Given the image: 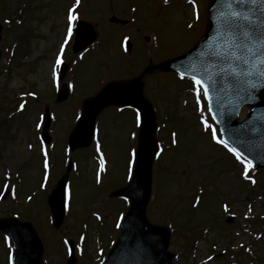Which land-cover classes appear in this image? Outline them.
<instances>
[{"label": "rangeland", "instance_id": "rangeland-1", "mask_svg": "<svg viewBox=\"0 0 264 264\" xmlns=\"http://www.w3.org/2000/svg\"><path fill=\"white\" fill-rule=\"evenodd\" d=\"M206 4L207 0H80L78 5L76 0H0V218L14 217L35 227L44 264H64L69 240L76 242V264H97L103 254L99 250L118 235L128 206L127 199L108 194L130 179L137 111L107 107L97 118L91 144L70 153L67 137L77 107L105 82L139 76L147 63L190 49L205 29ZM69 9L91 23L97 34L94 47L77 57L71 48L73 24L72 36L67 37ZM113 15L129 23H112ZM125 38L132 44L130 54L124 50ZM57 56L72 62L65 77L57 78L59 86L68 84L70 89L62 102L55 100L59 87L53 83V70L59 73ZM143 83L158 116V141L164 148L162 152L159 147L153 162L146 214L151 223L170 229L173 264H264V168L245 172V165L211 138L217 130L193 80L155 70ZM44 106L51 113L49 144L41 140ZM247 112L248 107L241 108L238 119ZM45 154L48 165L52 157L58 160L54 168H44L43 180ZM69 157L73 166L68 211L54 229L46 198ZM42 180L44 192L39 188L35 194ZM210 217L207 233L199 234ZM183 227L197 232L196 242L191 244ZM242 247L243 252H234ZM11 255L9 238L0 231V264H10Z\"/></svg>", "mask_w": 264, "mask_h": 264}, {"label": "water", "instance_id": "water-1", "mask_svg": "<svg viewBox=\"0 0 264 264\" xmlns=\"http://www.w3.org/2000/svg\"><path fill=\"white\" fill-rule=\"evenodd\" d=\"M218 8L219 0H211L208 7L209 25L205 35L187 53L162 62L160 67L203 80L208 87L210 110L223 139L248 158L254 167L264 166V81L252 80L256 85L254 88L248 83L237 82L227 71H221L222 68L227 69V64L206 55L210 51V45L219 43L218 29L221 22ZM111 21L116 19L111 18ZM94 38L91 25L79 22L73 50L76 52L84 48ZM65 69L66 65L63 66L62 75ZM151 69L148 67L145 72ZM140 78L109 83L95 97L84 100L82 116L69 139L72 149L87 146L92 136L94 119L106 105L132 104L141 111L142 121L132 180L126 187L114 192V195L128 196L130 207L121 223L120 236L101 264H171L174 256L166 250L170 232L164 226L149 223L145 214L151 191L152 161L157 147L155 116L150 103L142 96ZM66 96L67 91L62 89L58 99L62 100ZM244 104L250 105L251 110L245 120L238 123V110ZM48 122L46 112L44 129ZM44 138L48 139L46 134ZM65 180L66 175L59 180L56 190L49 196L55 226L60 225L63 217ZM0 229L10 233L13 238V264H42V245L29 223L0 219ZM67 264H74V258L71 257Z\"/></svg>", "mask_w": 264, "mask_h": 264}, {"label": "snow or ice", "instance_id": "snow-or-ice-1", "mask_svg": "<svg viewBox=\"0 0 264 264\" xmlns=\"http://www.w3.org/2000/svg\"><path fill=\"white\" fill-rule=\"evenodd\" d=\"M167 2L168 0H165V3ZM189 2L191 3L192 0H189ZM76 3L78 5L80 0H76ZM218 17L221 22L218 29L219 43L214 42V44L210 45V51L206 55L215 57L228 65L227 69H221L222 72L227 71L237 82L248 83L250 87L254 88L256 85L251 82L252 80L264 81V0H219ZM75 19L73 10L69 9L67 15L68 38L72 36V24ZM66 43L67 38L65 39ZM63 51L64 48L62 46L60 49L61 55ZM61 63V56H57L56 66L59 67ZM55 76L56 72L54 69L53 77L55 78ZM181 78H184L183 74ZM193 81L198 86L196 89L197 97L200 96L202 91L203 97L207 99L208 87L205 82L196 77H193ZM197 103H199V99H197ZM23 108L24 105L20 104L19 109L23 110ZM139 122L140 116L138 113L137 123L139 124ZM212 138L216 140L215 133H213ZM221 142L217 140V143ZM173 143H176V141L173 140ZM224 147L228 148V151L232 152L237 160H240L241 164L245 165V172H247L250 162L245 163V160L241 159L240 153L230 148L227 143L224 144ZM97 150H99V146ZM44 166L47 169V158H45ZM101 170H103V160H101ZM245 178L247 179V176ZM45 179H47V176ZM97 179L99 182V177ZM67 195L66 190V208L68 206Z\"/></svg>", "mask_w": 264, "mask_h": 264}, {"label": "trees", "instance_id": "trees-1", "mask_svg": "<svg viewBox=\"0 0 264 264\" xmlns=\"http://www.w3.org/2000/svg\"><path fill=\"white\" fill-rule=\"evenodd\" d=\"M196 234V231H194V232H190V238H192V236H194ZM189 239V238H188Z\"/></svg>", "mask_w": 264, "mask_h": 264}]
</instances>
